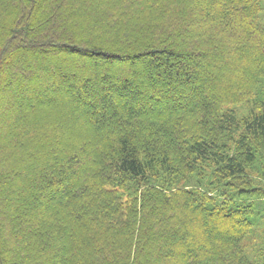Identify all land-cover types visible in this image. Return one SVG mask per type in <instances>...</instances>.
<instances>
[{
    "label": "trees",
    "instance_id": "16d2710c",
    "mask_svg": "<svg viewBox=\"0 0 264 264\" xmlns=\"http://www.w3.org/2000/svg\"><path fill=\"white\" fill-rule=\"evenodd\" d=\"M0 264H264V0H0Z\"/></svg>",
    "mask_w": 264,
    "mask_h": 264
},
{
    "label": "rangeland",
    "instance_id": "374dc122",
    "mask_svg": "<svg viewBox=\"0 0 264 264\" xmlns=\"http://www.w3.org/2000/svg\"><path fill=\"white\" fill-rule=\"evenodd\" d=\"M128 64V63H127ZM69 94L71 95V91L69 92V91H67L66 93H64V92H62L61 90H55L54 92H53V94H51L50 95V97L51 98H57V97H59V96H64V95H68L69 96ZM85 105V104H84ZM82 105L81 106V108H87L88 109V105ZM59 107H62V106H60L59 105ZM90 109V108H89ZM92 111V110H91ZM95 118L96 119H98V117L97 116H95ZM68 124H72V123H68ZM70 128H72V126H70ZM74 130V129H73Z\"/></svg>",
    "mask_w": 264,
    "mask_h": 264
}]
</instances>
